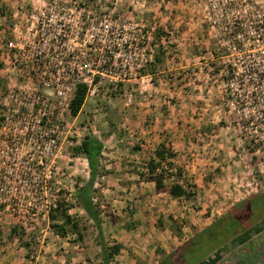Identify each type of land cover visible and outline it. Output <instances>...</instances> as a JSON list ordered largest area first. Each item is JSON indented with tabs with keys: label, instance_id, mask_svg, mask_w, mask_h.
I'll use <instances>...</instances> for the list:
<instances>
[{
	"label": "rangeland",
	"instance_id": "obj_1",
	"mask_svg": "<svg viewBox=\"0 0 264 264\" xmlns=\"http://www.w3.org/2000/svg\"><path fill=\"white\" fill-rule=\"evenodd\" d=\"M46 1L0 0V38L8 37L18 20ZM207 1L85 0L100 10L143 25L153 31L154 38L156 31L162 34L159 41H154L151 60L142 69L145 72H140L143 81L124 83L116 95L89 103L87 114H81L70 130L74 140L89 135L103 144L91 200L105 243L121 245L109 264H162L166 258L163 264H196L213 257L217 248L222 251L216 264H264V228L258 234L252 233L247 242L233 245L230 232H223L221 226L211 227L239 203L264 191V143L249 142L241 136L233 118L220 110L216 78L205 81V58L209 59L215 49V41L208 32ZM156 54L160 62L154 64ZM193 58L200 63L192 67ZM4 60L0 53V100L8 81L3 78L8 70ZM177 63L188 66L175 70ZM163 69L170 70L161 72ZM196 71V76L191 74ZM147 72L153 74L150 83L148 75L144 76ZM161 78L165 85L160 86ZM180 83L193 92L182 106L193 105L198 112H209L204 119L206 124L187 132L194 147L174 144L173 148L171 144L175 143V136L169 129L175 121L173 109L178 107L174 91ZM195 84H202L199 90ZM158 85V92L165 95L161 101L154 90ZM129 95L131 102L126 104ZM94 107L99 109L97 115L89 112ZM164 118L168 128L159 131ZM205 125L208 127L204 128ZM160 146L175 154L168 159L170 165L162 162L174 175L165 180L163 190H157L148 179L146 166ZM63 156L58 159L53 180L60 189L59 202L67 204V212L78 222L83 237L57 234L51 225L61 223V218L52 221L49 216V221L23 225L4 210L0 216L5 215L9 223L13 221L10 228L16 232L10 234L9 225L0 227V264H103L95 223L75 200L76 188L83 186L90 176L87 159L83 155L72 157L71 147L63 151ZM176 168L182 170L183 184L194 194L191 198H174L169 194V185L179 179ZM252 206L251 216L249 207L237 208L238 225L245 229L260 224L264 218V193ZM233 229L238 230L236 226Z\"/></svg>",
	"mask_w": 264,
	"mask_h": 264
},
{
	"label": "built area",
	"instance_id": "obj_2",
	"mask_svg": "<svg viewBox=\"0 0 264 264\" xmlns=\"http://www.w3.org/2000/svg\"><path fill=\"white\" fill-rule=\"evenodd\" d=\"M206 18L215 41L206 78L218 82L220 110L242 137L264 143V0H208ZM154 41L143 25L85 0H47L0 38L8 65L0 100L3 210L23 225L49 221L60 201L53 180L58 159L79 143L70 133L78 86L87 103L142 82Z\"/></svg>",
	"mask_w": 264,
	"mask_h": 264
},
{
	"label": "trees",
	"instance_id": "obj_3",
	"mask_svg": "<svg viewBox=\"0 0 264 264\" xmlns=\"http://www.w3.org/2000/svg\"><path fill=\"white\" fill-rule=\"evenodd\" d=\"M162 37V34H160V31L155 32V40L159 41ZM160 62V57L158 54L154 56V64ZM151 64V63H150ZM142 73L145 72V70H141ZM85 103V88L84 86L80 85L78 86L74 97L71 101V114L72 116H76L78 112L81 110L82 106ZM103 144L98 139L91 137L89 135H85L81 138L79 143L77 145H74L71 147V156H79L83 155L88 162L89 168H90V176L87 180V182L79 187L75 192V200L79 207H81L90 217L93 219L95 226L97 228V234L99 236L98 239V245L100 247L101 255L103 264H109V261L112 259V257L119 253L121 249V245L119 243H114L112 245H107L103 239V233L102 229L100 227V221L97 216V212L93 206L92 200H91V193L92 188L94 184V180L97 173V164H98V158L102 152ZM173 151L171 149H168L167 147L160 146L155 149L154 151V157H150L146 166L147 170L149 172L148 179L155 184V188L157 190H163L165 185V180L167 178H172L174 175L171 173V171H168L166 167L163 166V161H166L169 165L171 164L168 159L174 157ZM179 179H175L172 181V183L168 187L169 194L174 198H191L194 194L189 191L187 186L183 184L184 178H182V170L180 168H176V174ZM180 180V181H178ZM264 193H256L254 195H251L248 197L244 202L239 203L236 207H234L231 211L226 213L223 217L218 218L214 221L212 226H221L220 230H223V232H230L229 235L232 236L230 242L235 244H243L247 242L252 233L258 234L260 233L264 228V218L261 219L260 224H255L251 227L244 228V225H238L240 221H238V217L236 216L237 208H239L240 205L249 207V211L251 212L250 216L252 215V207H254L255 202H258L259 196ZM0 209H2V206L0 205ZM68 206L64 202H59L58 207L55 211L50 213V219L52 221L57 220L58 218H61V223H53L51 227L53 230L59 234L60 236H67L69 234H76V236L80 239L83 237V234L79 230V224L77 221H75L71 215L67 212ZM229 221H232L230 226L226 225ZM233 226L237 227L238 230L235 232L233 231ZM242 226V227H241ZM210 227V229H211ZM227 227H229L227 229ZM209 230V229H207ZM206 230V231H207ZM204 231L203 233H205ZM15 228L11 229V233H15ZM202 233V234H203ZM201 235V234H200ZM185 245V244H184ZM221 248H217L214 252L213 257H208L206 259L198 261L196 264H216L221 259ZM175 253V252H174ZM174 253H172L169 257H171ZM167 259V258H166ZM165 259V261H166ZM164 261V262H165ZM163 262V263H164ZM162 263V264H163Z\"/></svg>",
	"mask_w": 264,
	"mask_h": 264
},
{
	"label": "crops",
	"instance_id": "obj_4",
	"mask_svg": "<svg viewBox=\"0 0 264 264\" xmlns=\"http://www.w3.org/2000/svg\"><path fill=\"white\" fill-rule=\"evenodd\" d=\"M183 50L184 49H181L180 54L183 53ZM182 58L183 57H179V60H181ZM197 60H198V58H193V60L191 62L189 61L190 62V65L192 64V67L193 66H196L197 65L196 63H200ZM184 66L187 67L188 65H184ZM184 66L181 63H177L176 66H174V69L175 70H184L185 69ZM169 70L170 69H167V70L166 69H163L161 72H165V71H169ZM180 72L181 71H179V74H181ZM198 73L199 72L196 71V72H192L191 74H193L194 76H196ZM146 75H148V77L151 79L152 78L151 76L153 74H150V72H147L146 74H144V76H146ZM176 76H177V78L179 77L178 74ZM206 77H207V75L204 74V78H205V81L207 83L210 80L213 79V77H211V79H207ZM179 80H181V79H179ZM159 83L161 84L160 86L165 85L164 78H161V82H159ZM182 84L183 83H180L179 87L178 88H175V91H174L175 98L178 99V107H176V108L173 109V115H174L175 121H173L174 122L173 123V128L172 129H169V130H172L174 132L173 135L175 136V143L174 142H171L173 148H174V144L176 146H179V145L183 144V145L186 146V148H188V147H194V142H193V140L191 138L187 137V132H190V131H193V130H197V129H199V127L202 126V124H206V122H208L206 120H207V118L209 116V112H207V113H206V111H205V113L198 112L197 111V107H194L193 105H190L189 107L182 106L183 105V102H184V99H186V97H189V96L192 97V93H193L191 90H188V89L186 90L185 88H183ZM200 85H202V84H199V85H196L195 84L194 85L195 89H198L199 90ZM160 86L158 85L159 88H154V90H156L158 92V89L161 88ZM211 87L212 86H210V88ZM206 92L208 93L207 97H210V92L209 91H206ZM162 93H159L158 92V94L160 95L159 101H161V99H163V98L165 99V95H163ZM146 94L149 95V92L146 93ZM145 98H146V96H145ZM96 101H98V99H96L95 102ZM91 102H94V101L93 100H90L87 103H85V105L82 106L81 110L77 114L78 117L81 114H87L86 111H87V109L89 107L87 105H89V103L92 104ZM161 103H165V100L162 101ZM146 109L148 110V113H149V111H150L149 106H147ZM204 110H206V109H204ZM97 111L99 112V109L96 108V107H94V108H92V109L89 110V112H92V113L94 112L95 115L98 114ZM160 116H162V115H160ZM161 118H163V117H161ZM204 119H206V120L204 121ZM160 124H161V128L158 129L159 131H161V130H163V131L164 130H167L168 124H169L167 119H165V118L162 119L161 122H160ZM207 127L208 126L205 125L204 128H207ZM164 145H167V144L164 143ZM205 145L208 146V143H205ZM78 188L79 187H77L76 189H78ZM4 212L5 211L3 209L2 210L0 209V213H4ZM0 217L3 218V219H0V227L1 228H5V227H7V225H9L8 228H9V230H11L10 227L11 226H14L13 221H12V223H9L11 221H7L8 218L5 215L0 216ZM0 238H3V236L0 237Z\"/></svg>",
	"mask_w": 264,
	"mask_h": 264
}]
</instances>
